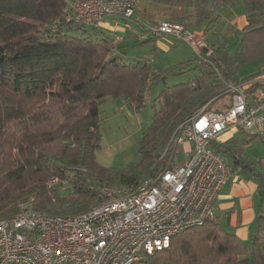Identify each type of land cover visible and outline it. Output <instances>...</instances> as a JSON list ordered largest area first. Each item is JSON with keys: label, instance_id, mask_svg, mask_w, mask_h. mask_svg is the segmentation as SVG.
<instances>
[{"label": "trees", "instance_id": "16d2710c", "mask_svg": "<svg viewBox=\"0 0 264 264\" xmlns=\"http://www.w3.org/2000/svg\"><path fill=\"white\" fill-rule=\"evenodd\" d=\"M142 1L166 9L168 20L161 21L200 33L212 52L203 50L200 57L194 53L192 61L155 67L153 61L164 53L149 28L161 21L150 14L152 22L145 23L139 7L130 23L131 33L137 26L140 30L131 35V44L148 48L152 59L137 49L128 51V44H122L128 37L117 42L76 21L65 0H0V219L19 215L29 202L49 215H82L101 200V185L156 178L166 167L169 143L179 126L209 103L210 110H225L228 105L216 104L231 100L226 83L238 82L243 66H263L264 0H139V5ZM241 4L246 25L240 49L232 52L229 38L215 33V27L227 9ZM191 15L196 28L190 27ZM191 62L197 65L188 69ZM199 68L193 79L169 84L170 78ZM157 86L162 90L155 97ZM263 87L258 82L249 92ZM149 95L154 113L140 141V161L121 169L100 165L101 105L108 98L121 100L139 113ZM240 135L214 142L213 148L230 161V174L248 171L262 178L263 206L264 175L253 171L247 149L264 137ZM66 186L72 192L61 197L59 191ZM135 264H264V213L249 243L210 220L179 233L167 249Z\"/></svg>", "mask_w": 264, "mask_h": 264}, {"label": "built area", "instance_id": "2783aa9c", "mask_svg": "<svg viewBox=\"0 0 264 264\" xmlns=\"http://www.w3.org/2000/svg\"><path fill=\"white\" fill-rule=\"evenodd\" d=\"M65 1L72 18L93 29L122 18L131 31L139 7V0ZM149 32L158 41L182 39L199 57L203 50L212 52L201 34L181 25L161 21ZM258 82L264 85L254 75L226 83L231 100L225 110H210L209 103L186 119L173 134L166 167L156 178L101 185V200L82 215H49L29 202L19 215L0 219V264H135L167 249L179 233L216 220L214 204L230 168L213 143L229 132L264 137V87L249 92Z\"/></svg>", "mask_w": 264, "mask_h": 264}, {"label": "rangeland", "instance_id": "374dc122", "mask_svg": "<svg viewBox=\"0 0 264 264\" xmlns=\"http://www.w3.org/2000/svg\"><path fill=\"white\" fill-rule=\"evenodd\" d=\"M241 8L245 11V6L240 5ZM147 10V13L153 14L151 18L157 16L160 20H168V15L166 14V9L160 6H156L155 4L140 2L139 9ZM227 11V10H226ZM224 12L221 16V19L217 22L215 27V33L220 34L223 37L229 38L230 44L229 49L232 52H236L240 49L241 45V38H240V28L239 26L232 25V18H229V13ZM147 14V16H149ZM119 19L124 22V19L122 18H114ZM110 20V19H108ZM190 27L196 28L195 25V18L194 15H191L190 19ZM112 35L117 38V42H122V40L118 39V34ZM210 37V35H209ZM131 36L125 39L122 44H131L132 40ZM171 44H169V48L172 49L171 46L172 43L175 48H173L172 51L169 53L164 54L163 56L159 57V59L156 61H153L155 67L158 66H164L166 64H170V66L178 65L181 62H188L192 61L194 59V52L191 48L182 40L177 39L175 37H168L164 40H167ZM178 47V48H177ZM138 46L135 44H131L130 47H127L128 51L131 53H134V51L137 49V51L141 52L142 57H149L148 59H152V55H149L148 48L139 50ZM161 50V49H160ZM149 52V53H148ZM132 57H127L125 61L131 62ZM160 65H156V64ZM197 65L196 62H191L187 66L188 69H192ZM255 65L250 66H243L238 73L239 79H248L250 78L251 74H256V76L259 73H263L264 65L261 64L258 65L256 68H254ZM254 69H256L254 71ZM254 72V73H252ZM200 74V68L196 70L195 72L190 71L186 72L181 76L172 77L169 79V84H180L187 82L189 79H193L195 76H198ZM162 90V86H157L154 89V95L155 97L160 93ZM227 99V98H226ZM152 96L149 95L147 97V103L146 107L139 113L135 112L130 105L127 103L119 100L114 101L111 98H108L107 101L101 105L100 109L102 112V136H103V142H102V148L97 152L96 154V160L97 162L105 167L108 168H115V169H121L128 166H131L133 164H137L140 161V154H139V145L142 138V135L144 132L148 130L152 123L153 118V108H152ZM230 103V100H220L216 106L218 107H224L225 104L228 105ZM241 132H237L234 134V136H239ZM229 133L223 135L222 137L226 138ZM241 136V135H240ZM221 137V138H222ZM220 138V140H221ZM247 158L250 164L253 166V171L256 173H260L264 175V142L262 141H255L250 144V146L247 149ZM178 159L180 163L184 162V156L183 153L180 152L178 154ZM243 175L242 180H248L247 181V190L252 191L251 197H257L258 200L261 202V196L258 194L257 190L258 187L261 184V177H256L254 175H251L248 171L241 172ZM234 175V174H233ZM61 189V188H60ZM59 189V190H60ZM72 192L71 187L66 186L65 188H62L59 193L61 197H65L69 195ZM217 221V219H216ZM250 240V239H249ZM246 243H249V241H245Z\"/></svg>", "mask_w": 264, "mask_h": 264}, {"label": "crops", "instance_id": "0c3cea01", "mask_svg": "<svg viewBox=\"0 0 264 264\" xmlns=\"http://www.w3.org/2000/svg\"><path fill=\"white\" fill-rule=\"evenodd\" d=\"M139 11H140L139 18L142 21H144L145 23L152 22V20L150 19L151 15L149 13H148L149 16H147L146 19H142V17L145 18L146 16L144 15L147 12L146 8L145 10L139 9ZM226 12L229 13V18H232V22H231L232 25L234 26L238 25L241 32L244 26L246 25V11H244L243 8H241V6H238L237 8L227 9ZM153 20L161 21L160 19H158L157 16H155ZM124 24L125 22H123L122 20L119 19L116 20L114 18H110V20L107 19L101 24L100 30L109 35H112V33L118 34V36L116 37H118V39L120 40H123V38L126 37H130L135 33H139L140 29L137 25H135L137 26V29L134 28L136 32L133 31V33H131L132 31H128L124 29ZM145 25L150 26L148 24ZM198 34L200 35V33ZM169 44L171 43L168 42V39L157 42L158 48L161 49L164 54L169 53L170 51L173 50V48L176 47L172 43L171 46L173 48L170 49ZM128 47H130L129 44ZM259 78H261L262 81L264 80V72L259 75ZM234 134H235L234 132H229V134L225 136L226 138L222 137L221 140L218 141V143H226L227 141L240 136V135L234 136ZM184 148H191V145L186 144ZM242 179H243L242 173H239L238 175L230 174V178L226 186L221 191L219 197L217 198L214 204V210L218 223H220L227 231L238 236L242 241L248 242L255 230L256 222L259 214L261 212L264 213V205L263 206L261 205V202L260 200L257 199V197L254 198L250 196L252 194V191L247 190L246 184L248 180H242ZM259 189L260 186L258 187L257 190L258 194H259Z\"/></svg>", "mask_w": 264, "mask_h": 264}]
</instances>
